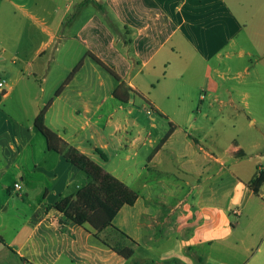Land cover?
I'll return each instance as SVG.
<instances>
[{
    "label": "crops",
    "instance_id": "1",
    "mask_svg": "<svg viewBox=\"0 0 264 264\" xmlns=\"http://www.w3.org/2000/svg\"><path fill=\"white\" fill-rule=\"evenodd\" d=\"M82 1L0 0V264H264V186L251 187L264 171V0ZM28 41L33 69L18 56ZM89 53L121 82L100 81ZM136 104L152 109L148 127ZM47 106L48 128L136 192L134 205L48 149L34 124ZM73 193L117 210L131 259L108 230L63 223L55 205Z\"/></svg>",
    "mask_w": 264,
    "mask_h": 264
},
{
    "label": "trees",
    "instance_id": "2",
    "mask_svg": "<svg viewBox=\"0 0 264 264\" xmlns=\"http://www.w3.org/2000/svg\"><path fill=\"white\" fill-rule=\"evenodd\" d=\"M90 2H94L102 11H104L103 5L97 0H83L78 5V8H81ZM88 55L117 81L121 82V77L113 68L107 66L94 54L89 53ZM82 65L83 62L78 64V66L73 70L67 79L66 84L73 79ZM124 91V83H122L114 92V96L120 101L126 103L129 101V96ZM48 109L49 106L45 107L37 116L34 123L38 131L46 138L48 149L64 155L71 164L83 171L89 179H92L98 183L100 188L106 192L110 199H113L118 204L134 205L138 198V194L136 192H134L114 176L106 173L90 158L80 153L76 148L68 144L66 141L60 138L58 134L48 128L45 123V115ZM263 186L264 171L259 170L258 176L251 182V187L256 194H259L260 189ZM96 202L98 208L96 211H92L87 200L81 194L73 193L63 197L55 205V209L64 215V224H69L71 222L76 223L77 225L92 232L98 238L101 237V234L105 230L114 233L121 241H119L117 244H111L109 238H106V243L109 244V246H111L113 250L121 257L127 260L131 259L134 255V242L113 226V220L117 215V210L98 196L96 197Z\"/></svg>",
    "mask_w": 264,
    "mask_h": 264
},
{
    "label": "rangeland",
    "instance_id": "3",
    "mask_svg": "<svg viewBox=\"0 0 264 264\" xmlns=\"http://www.w3.org/2000/svg\"><path fill=\"white\" fill-rule=\"evenodd\" d=\"M5 44H7L9 47H11V48H13L15 50H17V48L20 45V43H18V42H6ZM34 44H36V43H34V41H28V42L22 43V45L19 48L21 53H19V55H18L20 57L19 60H29L30 62L32 61V64H31V67H30L31 69L34 68ZM120 50H122V49L120 48ZM80 53L81 54L79 55V57L83 58L82 57L83 52L80 51ZM75 57L76 56H63V57H61V59H62L63 63H65L67 65H70L75 60ZM86 62H87V65L90 63L89 60L86 61ZM37 65H39V62H37L35 66H37ZM87 65H86V67H87V71H88L89 70V66H87ZM98 68H99V71H100L101 75H97V78L100 81H103L106 84H111V83L115 82L113 77H111L110 74L107 73V71H105L104 69H102L99 66H98ZM62 72H63V68L61 67L58 71H56L53 74L52 81L56 82V81L60 80ZM88 73H89V71L87 72V74ZM1 76L2 75L0 73V77ZM149 111H151V114L149 113ZM152 115H153V111H152L151 108L144 107L142 104H136L135 105L133 118L136 119L137 124H141L140 128L145 127V126L148 127V124H147L146 121H151L150 116H152ZM134 128L137 130L138 126H134ZM106 237L109 238V241H111L112 244H117L119 241H121L112 232H108V235Z\"/></svg>",
    "mask_w": 264,
    "mask_h": 264
},
{
    "label": "built area",
    "instance_id": "4",
    "mask_svg": "<svg viewBox=\"0 0 264 264\" xmlns=\"http://www.w3.org/2000/svg\"><path fill=\"white\" fill-rule=\"evenodd\" d=\"M6 86V80H0V90H4V87ZM149 113L151 114V111H149ZM15 189L19 190L20 189V184L17 183L15 184Z\"/></svg>",
    "mask_w": 264,
    "mask_h": 264
}]
</instances>
